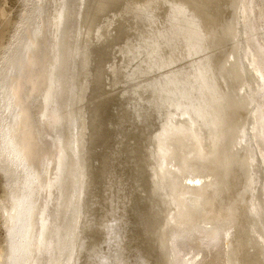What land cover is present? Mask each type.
I'll return each instance as SVG.
<instances>
[{
    "label": "bare ground",
    "instance_id": "bare-ground-1",
    "mask_svg": "<svg viewBox=\"0 0 264 264\" xmlns=\"http://www.w3.org/2000/svg\"><path fill=\"white\" fill-rule=\"evenodd\" d=\"M0 264H264V0H0Z\"/></svg>",
    "mask_w": 264,
    "mask_h": 264
}]
</instances>
